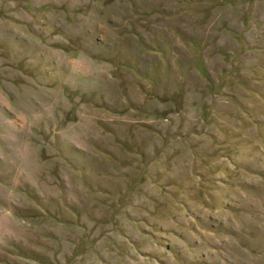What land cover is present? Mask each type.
<instances>
[{"label":"rangeland","instance_id":"obj_1","mask_svg":"<svg viewBox=\"0 0 264 264\" xmlns=\"http://www.w3.org/2000/svg\"><path fill=\"white\" fill-rule=\"evenodd\" d=\"M0 264H264V0H0Z\"/></svg>","mask_w":264,"mask_h":264}]
</instances>
